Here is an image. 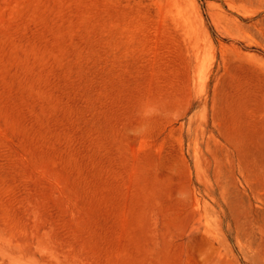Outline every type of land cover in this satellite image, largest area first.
<instances>
[{
  "label": "rangeland",
  "instance_id": "rangeland-1",
  "mask_svg": "<svg viewBox=\"0 0 264 264\" xmlns=\"http://www.w3.org/2000/svg\"><path fill=\"white\" fill-rule=\"evenodd\" d=\"M0 264H264V0H0Z\"/></svg>",
  "mask_w": 264,
  "mask_h": 264
}]
</instances>
